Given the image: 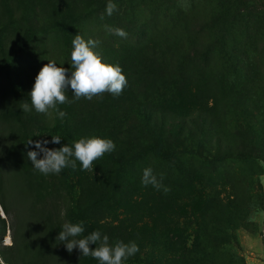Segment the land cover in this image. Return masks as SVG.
Returning a JSON list of instances; mask_svg holds the SVG:
<instances>
[{"label": "rangeland", "instance_id": "374dc122", "mask_svg": "<svg viewBox=\"0 0 264 264\" xmlns=\"http://www.w3.org/2000/svg\"><path fill=\"white\" fill-rule=\"evenodd\" d=\"M113 2L118 11L108 16V0H0V125L14 134L12 148L26 152L25 176L36 177L33 193H40L36 207L55 204L56 237L65 223H83L78 238L98 230L110 244L134 241L139 251L125 264H153L167 261L162 243L167 212H177L172 197L183 204L173 218L189 242L200 217L190 206L200 197L207 211L197 240L205 238V263L264 264V0ZM105 24L127 38L106 33ZM76 34L98 40L94 51L121 66L128 86L118 97L57 105L63 119L51 109L37 113L28 95L35 76L49 61L70 75ZM66 95L74 100L70 89ZM24 103L30 111H22ZM52 136L61 143H51ZM92 136L116 146L93 172L77 161L75 170L44 175L27 157L36 150L29 139L59 148ZM149 167L165 174L169 192L141 183ZM217 223L229 233L226 243L212 238ZM65 253L68 264H99L78 249Z\"/></svg>", "mask_w": 264, "mask_h": 264}, {"label": "clouds", "instance_id": "9594fccd", "mask_svg": "<svg viewBox=\"0 0 264 264\" xmlns=\"http://www.w3.org/2000/svg\"><path fill=\"white\" fill-rule=\"evenodd\" d=\"M187 10L190 5L182 4ZM118 11V6L113 0H108L105 13L112 16ZM101 20L104 19L102 14ZM106 33L127 38V32L119 27L113 28L110 25H103ZM71 72L62 66H57L54 61H49L43 65L35 76L34 83L29 92L31 106L37 113L48 114L49 110H55L57 115L63 119L66 113L57 108V105L73 103L81 98L92 100L94 97H102L108 93L114 97L121 95L128 86L126 76L123 74L121 66L112 65L102 61L94 48L99 44L98 40H85L81 35L76 34L71 41ZM71 90L74 100H69L66 92ZM24 112L30 111L29 104L21 105ZM40 135V134H37ZM49 141L29 139L27 144L34 145L36 150H29L27 157L31 160L32 166L44 175L59 174L65 168L73 170L77 167V161L81 165L82 171L93 172L94 162L102 158L106 153L115 150V143L111 139L97 136L80 138L69 146L67 143L59 148L45 147ZM51 143L60 144V136H52ZM43 153L42 158L38 155ZM164 173L159 177L153 170L145 168L143 170L141 183L144 186L151 185L157 190L161 188L165 193L170 189L163 185ZM85 228L83 223H65L56 240L63 242L65 249L71 253L78 249L81 256L92 257L99 261V264H125L129 257L134 256L139 247L134 241L127 243L117 240L114 244L109 243V237L102 235L100 231H92L90 234L81 237ZM94 244V248L89 245Z\"/></svg>", "mask_w": 264, "mask_h": 264}, {"label": "trees", "instance_id": "16d2710c", "mask_svg": "<svg viewBox=\"0 0 264 264\" xmlns=\"http://www.w3.org/2000/svg\"><path fill=\"white\" fill-rule=\"evenodd\" d=\"M5 115L0 111V122H4ZM0 125V208L4 217H0V264H68L63 260L66 249L58 246L54 234V226L60 225L55 204L50 202V207L45 209L42 205L37 208V199L40 193L33 190L37 188L36 177L25 176L23 165L25 151L12 148L13 133L7 132ZM23 165V166H22ZM24 167V168H23ZM35 171V169H34ZM190 187V186H188ZM52 192L44 190L46 200L50 199ZM192 192L188 190L186 197L190 198ZM183 197V198H186ZM190 206L193 211L199 213V218H194L196 229L192 231L195 240L189 242L185 233V225L179 229V223L174 221V216L183 209V204L178 203L175 197L168 203L176 204V211L170 210L169 230L167 239L162 243L167 253V261L162 262L154 258L153 264H206V242L197 240L202 237L199 233L205 223L204 200L196 197ZM215 209L221 212L224 206L216 200H211ZM226 206H229L226 203ZM158 218V216H157ZM199 219V220H198ZM217 220V217L215 218ZM7 232L9 243H3V237ZM229 233L217 223L212 238L215 244L228 241ZM66 258V257H65Z\"/></svg>", "mask_w": 264, "mask_h": 264}, {"label": "water", "instance_id": "95a60500", "mask_svg": "<svg viewBox=\"0 0 264 264\" xmlns=\"http://www.w3.org/2000/svg\"><path fill=\"white\" fill-rule=\"evenodd\" d=\"M2 213V212H1ZM7 240H8V238H7Z\"/></svg>", "mask_w": 264, "mask_h": 264}, {"label": "built area", "instance_id": "2783aa9c", "mask_svg": "<svg viewBox=\"0 0 264 264\" xmlns=\"http://www.w3.org/2000/svg\"><path fill=\"white\" fill-rule=\"evenodd\" d=\"M0 214H1V212H0Z\"/></svg>", "mask_w": 264, "mask_h": 264}]
</instances>
